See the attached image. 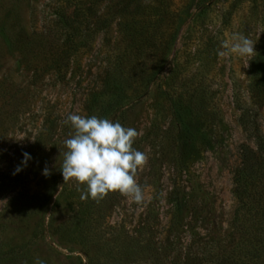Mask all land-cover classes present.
<instances>
[{
  "label": "rangeland",
  "instance_id": "1",
  "mask_svg": "<svg viewBox=\"0 0 264 264\" xmlns=\"http://www.w3.org/2000/svg\"><path fill=\"white\" fill-rule=\"evenodd\" d=\"M126 1L103 0L86 35L57 0H0V264H213L205 246L249 231L233 178L264 141V0ZM238 34L252 56L225 47ZM69 113L140 133L142 202L63 181Z\"/></svg>",
  "mask_w": 264,
  "mask_h": 264
},
{
  "label": "clouds",
  "instance_id": "2",
  "mask_svg": "<svg viewBox=\"0 0 264 264\" xmlns=\"http://www.w3.org/2000/svg\"><path fill=\"white\" fill-rule=\"evenodd\" d=\"M233 40L231 45H225L231 53L249 57L254 54V42L246 36L238 34ZM65 122H70L74 131L63 141L66 148L60 167L63 181L75 180L78 185H84L81 199L101 200L109 192L119 191L136 203L142 202L143 191L136 175L138 169L146 165L148 157L133 147L140 133L135 128L95 115L69 113ZM23 155L22 164L26 165L30 157L28 153ZM43 174L48 175L49 170L45 168ZM38 264L43 262L38 261Z\"/></svg>",
  "mask_w": 264,
  "mask_h": 264
},
{
  "label": "trees",
  "instance_id": "3",
  "mask_svg": "<svg viewBox=\"0 0 264 264\" xmlns=\"http://www.w3.org/2000/svg\"><path fill=\"white\" fill-rule=\"evenodd\" d=\"M57 1L60 5L57 7L56 16L64 30L80 31L82 34L94 32L105 19L98 12L103 0ZM134 1L138 0H127L126 2L133 3ZM238 107L242 109L239 117L241 126L255 132L257 129L255 121L241 106ZM257 143L256 150L249 149L242 153L241 165L236 168L233 178V194L238 201L235 219L242 218L243 222H247L249 231L239 236V238L242 237L240 244L233 245L232 242L230 245H220L214 243L207 248L205 246L202 255L213 264H264V189L262 191L255 190L264 178V141L260 139ZM173 189L178 195L179 191L175 182ZM240 216L242 217L239 218ZM87 264H91L89 259H87Z\"/></svg>",
  "mask_w": 264,
  "mask_h": 264
}]
</instances>
